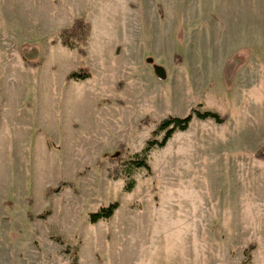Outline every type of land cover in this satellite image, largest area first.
Instances as JSON below:
<instances>
[{
    "label": "rangeland",
    "instance_id": "1",
    "mask_svg": "<svg viewBox=\"0 0 264 264\" xmlns=\"http://www.w3.org/2000/svg\"><path fill=\"white\" fill-rule=\"evenodd\" d=\"M263 148L264 0H0V264H264Z\"/></svg>",
    "mask_w": 264,
    "mask_h": 264
},
{
    "label": "trees",
    "instance_id": "2",
    "mask_svg": "<svg viewBox=\"0 0 264 264\" xmlns=\"http://www.w3.org/2000/svg\"><path fill=\"white\" fill-rule=\"evenodd\" d=\"M90 31H91V27L90 25L85 22L83 19H76L75 22L73 23V25L69 28V29H65L61 32V39H62V44L65 47H70V48H78V51L81 55H85V51L83 49V46H86L88 43V39L90 37ZM89 77V73L86 71L82 74L80 73H71L68 77H67V81L71 80V79H85ZM196 116L200 119H207V118H212L214 119L217 123L222 124L226 121L225 117H221L219 114L217 113H213V112H204L201 113L199 111H196ZM193 116L190 115L186 118H178V117H169L165 120L162 121V123L159 125V127L157 128V130L153 133L154 136H157L161 133H165L164 138L162 139V141H158V140H151L148 143V146L146 147V149L143 151L142 154H134L133 155V159L131 161V168H133V170H137L140 168H148V164L146 162L147 159V154L156 146L159 147H163L167 144V142L169 141V139L174 135V133L176 131H185L188 129L190 122L192 121ZM124 150V147L121 146L119 148V150ZM257 157L259 159H263L264 160V148L259 151L257 153ZM117 160H120L121 157L118 156L116 158ZM128 175H130V173H127ZM134 181L131 180L127 187L126 190L131 191L134 188ZM60 187L55 188V189H50L49 191L51 193H59L60 192ZM29 204H32V201H29ZM119 208V204L118 203H114L111 204L109 207L107 208H102L100 210V212L96 213V214H92L91 215V220L93 223L98 222L99 220L102 219H109L114 215V212ZM42 219H45V216L42 215V217H40ZM246 256H247V262H250L251 260V255L249 250L246 252Z\"/></svg>",
    "mask_w": 264,
    "mask_h": 264
},
{
    "label": "crops",
    "instance_id": "3",
    "mask_svg": "<svg viewBox=\"0 0 264 264\" xmlns=\"http://www.w3.org/2000/svg\"><path fill=\"white\" fill-rule=\"evenodd\" d=\"M210 19L213 22H215L217 20L216 16L208 17V20L209 21H210ZM200 21H201V19L200 20L198 19L195 22L189 24V26H188L190 29H191V27H195L193 30H191V31H193V33H191V36H190V39L193 42H194L195 37H196V35H194L196 32L194 33V31H196L197 30V27H198L196 25V23H199ZM201 27L202 26H200L199 28H201ZM192 34H193V36H192ZM197 47H199V46H197ZM210 51H211V49H210ZM235 54H237V52ZM177 55L179 56V53H177ZM245 60L246 59L244 57L237 56V57L232 58L229 62L227 61L228 64L226 66V70L228 71V74H227V80H228V82H232V80L236 77V73L240 70V66L245 62ZM185 61L186 60L183 57V63H182V65L185 64Z\"/></svg>",
    "mask_w": 264,
    "mask_h": 264
},
{
    "label": "water",
    "instance_id": "4",
    "mask_svg": "<svg viewBox=\"0 0 264 264\" xmlns=\"http://www.w3.org/2000/svg\"><path fill=\"white\" fill-rule=\"evenodd\" d=\"M157 74L163 77L165 75V72L162 68H157Z\"/></svg>",
    "mask_w": 264,
    "mask_h": 264
}]
</instances>
